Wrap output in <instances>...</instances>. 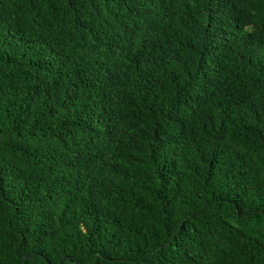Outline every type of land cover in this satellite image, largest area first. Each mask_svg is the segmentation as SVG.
Listing matches in <instances>:
<instances>
[{
  "label": "trees",
  "instance_id": "trees-1",
  "mask_svg": "<svg viewBox=\"0 0 264 264\" xmlns=\"http://www.w3.org/2000/svg\"><path fill=\"white\" fill-rule=\"evenodd\" d=\"M0 264H264V0H0Z\"/></svg>",
  "mask_w": 264,
  "mask_h": 264
}]
</instances>
